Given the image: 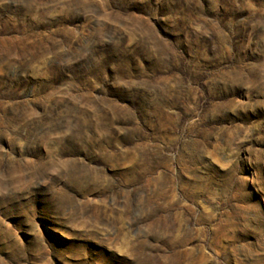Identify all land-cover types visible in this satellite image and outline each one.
Returning a JSON list of instances; mask_svg holds the SVG:
<instances>
[{
  "label": "rangeland",
  "instance_id": "374dc122",
  "mask_svg": "<svg viewBox=\"0 0 264 264\" xmlns=\"http://www.w3.org/2000/svg\"><path fill=\"white\" fill-rule=\"evenodd\" d=\"M0 264H264V0H0Z\"/></svg>",
  "mask_w": 264,
  "mask_h": 264
}]
</instances>
